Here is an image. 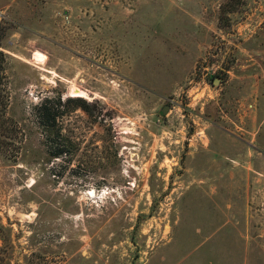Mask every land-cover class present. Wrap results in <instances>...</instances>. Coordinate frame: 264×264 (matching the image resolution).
I'll return each instance as SVG.
<instances>
[{"label":"rangeland","instance_id":"obj_1","mask_svg":"<svg viewBox=\"0 0 264 264\" xmlns=\"http://www.w3.org/2000/svg\"><path fill=\"white\" fill-rule=\"evenodd\" d=\"M0 24V264H264V0H0Z\"/></svg>","mask_w":264,"mask_h":264},{"label":"trees","instance_id":"obj_2","mask_svg":"<svg viewBox=\"0 0 264 264\" xmlns=\"http://www.w3.org/2000/svg\"><path fill=\"white\" fill-rule=\"evenodd\" d=\"M6 35L0 24V42ZM10 77L8 74V56L0 50V141L10 138L5 131H3L2 123L6 110L9 104L10 91H9ZM78 102L86 105L81 100H68V102ZM49 99H45L44 102L34 108L33 116L36 127L40 131L42 136V144L45 148L47 157L49 160L60 159L66 154V151L62 148L66 143L64 137L61 135V126L59 119L61 114L58 111L56 105ZM87 106V105H86ZM66 138V136H65Z\"/></svg>","mask_w":264,"mask_h":264},{"label":"bare ground","instance_id":"obj_3","mask_svg":"<svg viewBox=\"0 0 264 264\" xmlns=\"http://www.w3.org/2000/svg\"><path fill=\"white\" fill-rule=\"evenodd\" d=\"M68 93L71 96H76V97L84 95V92L80 88H78L75 84H70V86L68 87Z\"/></svg>","mask_w":264,"mask_h":264},{"label":"water","instance_id":"obj_4","mask_svg":"<svg viewBox=\"0 0 264 264\" xmlns=\"http://www.w3.org/2000/svg\"><path fill=\"white\" fill-rule=\"evenodd\" d=\"M166 107H164L162 110H161V113L162 114H164L165 113V111H166V109H165Z\"/></svg>","mask_w":264,"mask_h":264}]
</instances>
